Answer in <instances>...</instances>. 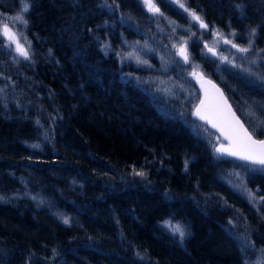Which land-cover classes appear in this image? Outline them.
Here are the masks:
<instances>
[{"label":"trees","instance_id":"obj_1","mask_svg":"<svg viewBox=\"0 0 264 264\" xmlns=\"http://www.w3.org/2000/svg\"><path fill=\"white\" fill-rule=\"evenodd\" d=\"M152 1L163 15L25 0L27 24L8 21L29 58L0 36V264H264V171L215 151L190 75L264 136V0H180L207 28ZM22 6L0 0V28Z\"/></svg>","mask_w":264,"mask_h":264},{"label":"snow or ice","instance_id":"obj_2","mask_svg":"<svg viewBox=\"0 0 264 264\" xmlns=\"http://www.w3.org/2000/svg\"><path fill=\"white\" fill-rule=\"evenodd\" d=\"M173 2L178 3L180 8H184L185 11H189L185 7L183 3L180 2V0H173ZM22 8L20 12L15 17H7L4 16V23L2 24V28H0V36H3L7 38L9 46L15 45V51L19 56H23L25 59L29 58V52L28 50L20 43V38L12 32V30L9 27L8 21L11 20L13 22L20 21L27 24V21L24 20V14L29 11V4L25 2V0H21ZM144 3L149 11L160 14L159 8L155 6V4L152 2V0H144ZM190 15L192 16L193 20L199 21L200 26L202 28H207V24L203 22V20L196 15L195 12H190ZM171 23V22H170ZM221 34L217 32V36H220ZM233 36H235V33H232ZM251 37H255L256 35V29L253 28L249 34ZM26 40L27 38L24 37ZM3 41H0V45H2ZM184 45H186L187 41L183 42ZM224 43L226 44H232V47L236 48L238 52L242 53H248L250 49L253 46V40L250 39L248 42V47H239L236 44H233L231 40L224 39ZM30 46V45H29ZM205 48L209 52H212L213 55H216L213 48L209 47L207 44H205ZM264 51V50H262ZM179 54L184 58L185 62H188L189 57L187 55L186 47L181 46L179 50ZM222 59H227L226 57ZM264 60V57L261 58ZM257 61L253 60L252 64H256ZM250 72V70H247ZM193 76L196 75V72L194 71L192 73ZM250 75H255L254 73L250 72ZM259 79L264 80V75H260ZM210 83V82H209ZM222 95V94H221ZM225 105H227V102L224 101ZM204 105V102H201V105L197 107L196 115L199 117V119L204 120L206 123H209L212 125L213 128H217L221 135L224 137V139L229 141L228 146H224L221 144L219 147L216 148V152L221 155H229L237 157L240 160L248 161L250 165H259V168H252V171H264V140H255L253 139L252 133L248 132L246 128H244L243 124L240 123L239 119L236 118L235 113L231 112V106L227 105L228 113L230 116V120H221L220 116L215 111H209V112H203L201 109ZM261 125H264V120L260 121ZM32 147L36 148L39 147L38 145H32ZM187 164V162H186ZM137 175L144 176V172H137ZM237 175H239L237 173ZM250 196H253L251 192L249 193ZM261 200L264 201V197H261ZM65 224L69 223V220L67 218L63 221ZM169 227H172L173 232H179L180 236L183 238L185 233L180 228L179 225H171L170 222H167ZM139 255V253H137Z\"/></svg>","mask_w":264,"mask_h":264},{"label":"water","instance_id":"obj_3","mask_svg":"<svg viewBox=\"0 0 264 264\" xmlns=\"http://www.w3.org/2000/svg\"><path fill=\"white\" fill-rule=\"evenodd\" d=\"M178 56L183 60L184 63H189V60H188V62H185L184 58L179 54V52H178ZM190 69H191L190 70L191 79L194 82V84L196 85L197 91H198L197 99L193 105V114L198 120H200L205 125H207L212 131H214L220 137V141L215 146V151H216V148L219 147L221 144H223L224 146H228L229 141L224 139V137L221 135V132L217 128H213L211 124L206 123L204 120L199 119V117L195 114L197 107L201 105L202 101L204 102V105H203L201 110L203 112L215 111L219 114L221 120H230V116H229L228 108H227V105H230L231 106V112L235 113L236 118L239 119L240 123L243 124L244 128H246L248 130V132L252 133L253 139L264 140V136H262V137L257 136L251 130V128L248 126V124L245 123L243 118L236 111L235 107L233 106L232 102L230 101L225 90L223 89L221 84L216 79H214L212 76L202 72L201 70H199L198 68H196L194 66H191ZM194 71L196 72L195 76L192 75V73ZM224 101L227 102V105H225ZM222 156H228V157H233V158L238 159L237 157L229 156V155H222ZM242 161H245V160H242ZM246 162H248V161H246Z\"/></svg>","mask_w":264,"mask_h":264},{"label":"rangeland","instance_id":"obj_4","mask_svg":"<svg viewBox=\"0 0 264 264\" xmlns=\"http://www.w3.org/2000/svg\"><path fill=\"white\" fill-rule=\"evenodd\" d=\"M153 2V1H152ZM189 14H190V12H195V11H193V10H191V9H189ZM196 13V15L197 16H199L200 18H201V16L197 13V12H195ZM192 17V16H191ZM202 19V18H201ZM11 29V28H10ZM12 30V29H11ZM12 32H14L13 30H12ZM15 33V32H14ZM16 34V33H15ZM17 35V34H16ZM18 36V35H17ZM214 42H216V41H214ZM214 42L211 44L212 46H211V48H213L214 49V51H215V53H217V47L216 46H214ZM20 43L25 47V45H24V43H23V41L20 39ZM13 46H15L14 44H13ZM210 47V46H209ZM179 48H181V47H179ZM179 52V51H178ZM220 141V137L218 136V135H216V138H215V146L218 144V142Z\"/></svg>","mask_w":264,"mask_h":264}]
</instances>
